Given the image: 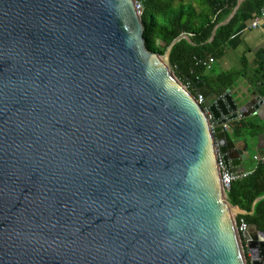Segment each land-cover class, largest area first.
<instances>
[{"label":"water","instance_id":"water-1","mask_svg":"<svg viewBox=\"0 0 264 264\" xmlns=\"http://www.w3.org/2000/svg\"><path fill=\"white\" fill-rule=\"evenodd\" d=\"M142 33L135 0H0V264H246L217 153L262 96L199 104Z\"/></svg>","mask_w":264,"mask_h":264},{"label":"trees","instance_id":"trees-1","mask_svg":"<svg viewBox=\"0 0 264 264\" xmlns=\"http://www.w3.org/2000/svg\"><path fill=\"white\" fill-rule=\"evenodd\" d=\"M135 1L142 7L140 18L145 48L163 55L176 40L169 51L170 67L182 84H188L192 94H195L194 78L211 87L215 95H220L231 88L238 78L244 77L264 96V60L253 70L243 67L240 71H216L207 69L203 64L208 58L223 55L242 16L261 7L264 0L242 1L232 17L223 24L220 23L231 14L238 0ZM230 125L237 137L242 135L244 128L259 127L255 122L244 120ZM226 195L231 205L245 211V214L236 216V222L243 219L258 231H264V162L257 163L249 174L233 181Z\"/></svg>","mask_w":264,"mask_h":264},{"label":"crops","instance_id":"crops-1","mask_svg":"<svg viewBox=\"0 0 264 264\" xmlns=\"http://www.w3.org/2000/svg\"><path fill=\"white\" fill-rule=\"evenodd\" d=\"M242 1L244 0H238L231 14L223 22L226 23L232 17ZM262 6H264V3ZM261 7L242 16L239 26L227 42L223 55L215 58L210 68L216 71H240L243 67L253 70L264 60V25L254 29L249 27V23ZM193 88L196 94V89L195 87ZM229 90L235 98L242 95L245 100L260 95L257 89L244 77L238 78ZM242 120L255 122L259 126L256 129L249 130L244 128V132L238 137L233 134L236 138V145L242 148L246 155H251L252 157L255 153L264 149V96H262V102L259 104V110L256 113L233 122L237 123ZM246 157L242 159L238 167H231L230 170L251 171L256 163L248 164Z\"/></svg>","mask_w":264,"mask_h":264},{"label":"built area","instance_id":"built-area-1","mask_svg":"<svg viewBox=\"0 0 264 264\" xmlns=\"http://www.w3.org/2000/svg\"><path fill=\"white\" fill-rule=\"evenodd\" d=\"M135 8L136 11L140 14L142 7L141 4L137 1H135ZM263 25H264V6H262L258 10L257 14L252 18L251 22L249 23V27L254 29ZM213 60H214L213 58H208L206 62H203V64L206 66L207 69H210ZM184 86L188 89V84ZM195 98L199 104L203 105L204 100L201 95L196 93ZM205 112L207 113L208 119L211 120L209 113L207 111ZM223 129L227 131H231V125L225 123L223 124ZM253 160L255 161L256 164L260 162H264V149L261 152L255 153L253 155ZM217 165L219 169L220 183L225 193L229 189L230 184L233 181H235L238 178L244 177L250 173V171L243 172V171L230 170L229 168H226L219 153H217ZM248 226L249 225L243 219H239L238 222L235 221V228L238 235H243L247 231Z\"/></svg>","mask_w":264,"mask_h":264},{"label":"rangeland","instance_id":"rangeland-1","mask_svg":"<svg viewBox=\"0 0 264 264\" xmlns=\"http://www.w3.org/2000/svg\"><path fill=\"white\" fill-rule=\"evenodd\" d=\"M245 156H247V157H246V158H247L246 162H247L248 164L252 165L253 162H255V161L252 159L253 156L251 157V155H246V154L244 153V157H245ZM250 232H251V233H255V231H254L252 228H250ZM240 243H241V246H242V249H243V253H244V256H245V260H246V264H247V263H248V260L250 259V253L248 252L247 243H246V240H245V238H244L243 235H240Z\"/></svg>","mask_w":264,"mask_h":264},{"label":"flooded vegetation","instance_id":"flooded-vegetation-1","mask_svg":"<svg viewBox=\"0 0 264 264\" xmlns=\"http://www.w3.org/2000/svg\"><path fill=\"white\" fill-rule=\"evenodd\" d=\"M250 261L248 260V263H249ZM250 264V263H249Z\"/></svg>","mask_w":264,"mask_h":264}]
</instances>
